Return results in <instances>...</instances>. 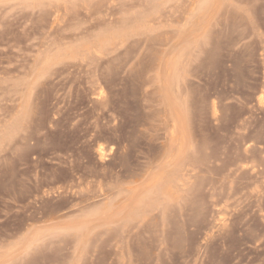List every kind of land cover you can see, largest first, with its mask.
Wrapping results in <instances>:
<instances>
[{
    "label": "rangeland",
    "instance_id": "obj_1",
    "mask_svg": "<svg viewBox=\"0 0 264 264\" xmlns=\"http://www.w3.org/2000/svg\"><path fill=\"white\" fill-rule=\"evenodd\" d=\"M0 264H264V0H0Z\"/></svg>",
    "mask_w": 264,
    "mask_h": 264
}]
</instances>
